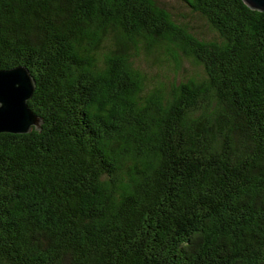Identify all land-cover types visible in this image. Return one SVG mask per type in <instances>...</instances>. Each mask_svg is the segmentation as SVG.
Returning <instances> with one entry per match:
<instances>
[{
	"label": "trees",
	"instance_id": "1",
	"mask_svg": "<svg viewBox=\"0 0 264 264\" xmlns=\"http://www.w3.org/2000/svg\"><path fill=\"white\" fill-rule=\"evenodd\" d=\"M178 1L208 39L158 0H0L42 119L0 133V264H264V12Z\"/></svg>",
	"mask_w": 264,
	"mask_h": 264
},
{
	"label": "water",
	"instance_id": "2",
	"mask_svg": "<svg viewBox=\"0 0 264 264\" xmlns=\"http://www.w3.org/2000/svg\"><path fill=\"white\" fill-rule=\"evenodd\" d=\"M250 10L264 12V0H241ZM35 82L25 67L0 70V133L26 134L34 127L40 132L42 119L28 106Z\"/></svg>",
	"mask_w": 264,
	"mask_h": 264
},
{
	"label": "rangeland",
	"instance_id": "3",
	"mask_svg": "<svg viewBox=\"0 0 264 264\" xmlns=\"http://www.w3.org/2000/svg\"><path fill=\"white\" fill-rule=\"evenodd\" d=\"M164 6H166L169 11L173 14V17L178 22H183L188 24L195 35L201 39H208L211 34L208 32L204 24L196 19L190 11L178 0H158ZM203 75L202 70L193 66L191 63L185 61L178 72V79H184L190 76ZM170 78L175 80L176 74H171Z\"/></svg>",
	"mask_w": 264,
	"mask_h": 264
}]
</instances>
